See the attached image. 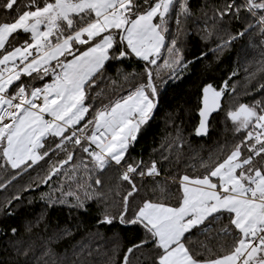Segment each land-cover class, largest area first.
I'll return each instance as SVG.
<instances>
[{
  "label": "snow or ice",
  "instance_id": "obj_1",
  "mask_svg": "<svg viewBox=\"0 0 264 264\" xmlns=\"http://www.w3.org/2000/svg\"><path fill=\"white\" fill-rule=\"evenodd\" d=\"M2 7L16 15L10 22L0 23V50H5L9 37L16 39L13 34L18 30L30 34V38L0 52V65L4 66L0 68V160L3 161L0 166L23 171L49 157L50 152L63 151L64 158L54 163L51 158L45 161L49 167L40 183L46 184L52 176L63 174V166L73 161L74 152L68 144L80 146L100 171L111 164L121 166L120 179L128 185L121 210L116 215L105 211L98 222L110 225L118 220L124 225H141L145 230L144 238L127 249L124 264H129V254H134V249L145 246L158 250L153 264H264V107L257 110L256 106L240 104L227 114L237 130H247L241 141L250 142L244 143L247 155L242 156L241 144H236L201 176L183 175L179 182L182 195L177 197L176 204L144 200L125 218L129 197L137 192L135 178L160 174L155 161L145 169L142 161L129 163L124 157L140 126L147 123L156 107V81L160 79L161 68H173L182 59L177 37L173 36L166 44L164 33L168 31L170 8H178V32L179 17L192 15L187 0H177L176 4L173 0H44L42 5L30 0L25 8L34 10L22 12L17 0H3ZM242 10L256 17L264 32V0L241 3L228 0L216 10L215 17L221 21L225 17L240 20ZM211 35L206 30L204 38ZM231 39L235 37L219 44L218 50L223 51ZM162 48H166L169 58L158 64ZM62 56L64 60L60 59ZM69 56L71 59H67ZM133 57L145 62L144 66L139 73H128L124 78L142 77V82L130 89L126 97L96 111L92 119L77 129L76 125L89 111L86 91L95 86V78L105 62H123ZM53 60L56 63L51 69V83L33 86L21 80L22 75L43 79ZM56 68L60 71L56 72ZM16 81L19 83L9 91ZM202 91L204 106L199 113L197 135L206 132L207 121L223 94V89L216 90L211 84ZM89 125L93 128L86 132ZM49 135L59 139L48 141ZM91 145L95 148L90 151ZM81 164L88 167V162L82 160ZM94 183L100 185L101 180L97 178ZM67 195L73 196L70 208L88 211L87 201L93 199L92 193L86 192L84 199L71 192ZM41 197H47L49 206L68 203L48 193H42ZM222 219L228 220V225L221 228L224 234H230V228L236 232L233 245L212 258H197V253L187 246L191 237L185 234L193 228L209 232ZM11 231L15 234L16 229Z\"/></svg>",
  "mask_w": 264,
  "mask_h": 264
},
{
  "label": "trees",
  "instance_id": "obj_2",
  "mask_svg": "<svg viewBox=\"0 0 264 264\" xmlns=\"http://www.w3.org/2000/svg\"><path fill=\"white\" fill-rule=\"evenodd\" d=\"M29 2L17 0L21 12L34 10L25 8ZM173 2L176 4L177 0ZM241 2L236 0V3ZM43 3L44 0H36L37 5ZM187 3L192 15L179 17V32L176 24L178 8L172 7L167 16L168 31L164 33L166 44L173 36L177 37L182 59L173 68H161L160 79L156 81V107L147 123L140 126L137 138L124 158L129 163L142 161L141 166L145 169L155 161L160 174L135 178L137 192L129 197L125 218L131 216L144 200L176 204L177 197L182 195L180 178L183 175L201 176L236 144H241L242 156L247 155L244 143L250 142L241 143L247 130H237L227 114L240 104L256 106L257 110L264 107V87H261L264 84V32L257 18L242 10L240 20L228 17L219 20L215 12L228 0H187ZM2 4L3 0H0V23L10 22L16 14L3 9ZM206 30L212 35L204 38ZM240 32L244 34L238 35ZM13 36L16 39L10 37L5 50L30 38V34L22 31ZM233 36L235 39H231L223 51L218 50L219 44ZM52 39L55 42V37ZM166 58H169L168 53L162 48L158 64ZM144 63L134 57L123 62H105L104 69L95 78V86L86 91L85 104L89 111L77 129L92 119L96 111L126 97L130 89L142 82V77L129 76L125 80L124 76L139 73ZM225 82L227 88L223 91L221 108L212 117L208 134L199 138L196 129L202 89L211 84L214 89L221 90ZM92 128L93 125H89L85 131L90 132ZM47 139L59 138L49 135ZM67 147L74 152L73 161L63 166V174L52 176L46 184L40 183L49 167L45 161L51 158L54 163L64 158L63 151L56 150L58 155L50 152L49 157L23 171L0 166V264H124L127 249L144 238L145 230L141 225H124L118 220L110 225L98 222L105 211L116 215L121 210L122 197L128 190L127 182L120 179L122 167L111 164L100 171L80 146L68 144ZM82 160L88 162L87 168L81 164ZM0 165H3L2 160ZM97 178L101 180L100 185L94 183ZM69 192L81 199L86 192L93 194V199L87 201V212H78L68 206L73 202V196L67 195ZM42 193L68 203L49 206L47 197H41ZM17 196L19 199H15ZM227 225L228 220L222 219L206 233L193 228L186 233L191 237L187 246L199 259L223 254L233 245L236 236L231 228L230 234L221 231L222 226ZM13 228L15 234L11 231ZM156 251L148 246L134 249V254H129V264H153Z\"/></svg>",
  "mask_w": 264,
  "mask_h": 264
},
{
  "label": "crops",
  "instance_id": "obj_3",
  "mask_svg": "<svg viewBox=\"0 0 264 264\" xmlns=\"http://www.w3.org/2000/svg\"><path fill=\"white\" fill-rule=\"evenodd\" d=\"M79 47L83 48V47H86V46H79ZM30 59H31V57H30ZM60 59L64 60L65 57L62 56ZM67 59H71V57L69 56V57H67ZM55 63H56V61H54V60L51 61L50 65H48L49 73H48V75L43 76V79H39L38 78V79L33 80L32 77H28V76H23L22 75L21 76V80L27 81V82L31 83L33 86H42V85H44L46 83H51L52 80H53L51 69H52V66L55 65ZM17 64H19V61H17ZM55 70H56V72L60 71L59 68H56ZM36 75H37L36 73H33V76H36ZM16 83H19V81L14 82V84L12 86H10L9 91H11V88L14 87ZM85 116H86V114H85Z\"/></svg>",
  "mask_w": 264,
  "mask_h": 264
},
{
  "label": "water",
  "instance_id": "obj_4",
  "mask_svg": "<svg viewBox=\"0 0 264 264\" xmlns=\"http://www.w3.org/2000/svg\"><path fill=\"white\" fill-rule=\"evenodd\" d=\"M222 99H223V96L221 95V97L219 98V101H218V107L215 110H213V112L211 113V115L207 121L206 132H202L201 134L197 135L199 138H203L208 134L210 121H211L212 117L215 116L219 112L221 105H222ZM203 106H204V103H203V96H202L201 109L203 108ZM199 113H200V111H199ZM200 119H201V117L199 115V123H200ZM198 127H199V124H198ZM198 127H197V129H198ZM197 129H196V134H197Z\"/></svg>",
  "mask_w": 264,
  "mask_h": 264
},
{
  "label": "rangeland",
  "instance_id": "obj_5",
  "mask_svg": "<svg viewBox=\"0 0 264 264\" xmlns=\"http://www.w3.org/2000/svg\"><path fill=\"white\" fill-rule=\"evenodd\" d=\"M241 1H242V0H241ZM154 23H155V20H154ZM18 31H19V30H18ZM9 39H10V37H9ZM7 43H8V41H6V44H7ZM6 44H5V46H6ZM161 50H162V49H161ZM4 51H5V50H0V52H4ZM60 58H61V57H60ZM3 67H4L3 65H0V68H3ZM226 88H227V86L224 85L223 88H222L223 91L226 90ZM222 96H223V94H222ZM153 111H154V109H153ZM153 111H152V112H153ZM151 114H152V113H151ZM134 122H135V120H133V123H134ZM125 156H126V155H125ZM124 158H125V157H124ZM122 162H123V161H122Z\"/></svg>",
  "mask_w": 264,
  "mask_h": 264
},
{
  "label": "built area",
  "instance_id": "obj_6",
  "mask_svg": "<svg viewBox=\"0 0 264 264\" xmlns=\"http://www.w3.org/2000/svg\"><path fill=\"white\" fill-rule=\"evenodd\" d=\"M82 142H84V141H82ZM95 148V145H91L90 146V151L92 150V149H94ZM153 176H156V175H153Z\"/></svg>",
  "mask_w": 264,
  "mask_h": 264
}]
</instances>
